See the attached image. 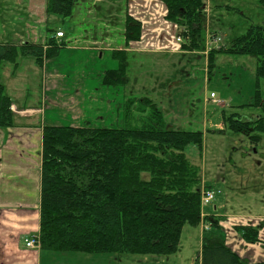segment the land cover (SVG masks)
I'll use <instances>...</instances> for the list:
<instances>
[{
    "label": "trees",
    "instance_id": "trees-1",
    "mask_svg": "<svg viewBox=\"0 0 264 264\" xmlns=\"http://www.w3.org/2000/svg\"><path fill=\"white\" fill-rule=\"evenodd\" d=\"M79 0H46L47 15L68 18ZM167 9L165 19L182 30V49H201L205 24L203 0H159ZM264 8V0H258ZM143 25L128 16L126 45L139 41ZM54 37L46 44L1 43L3 63L18 65L30 57L42 67L66 48ZM208 77L220 54L253 56L258 59L256 76L264 79V23L251 26L229 47L209 51ZM126 52L114 50L118 69L107 71L103 85L122 86L128 81ZM127 101V102H126ZM125 111L137 109L146 118L139 127H43L39 242L42 250L54 253L152 255L170 257L180 251L185 226L202 221L200 168L192 164L185 149L202 151L203 134L174 130L162 111L149 98H129ZM12 100L0 82V129L13 127ZM260 115L243 120L224 116L233 133L245 134L258 145L264 134V102L255 105ZM149 112V113H147ZM205 221L221 230L220 219ZM249 244L261 242L258 226H236ZM212 231V232H213ZM197 264H244L220 236L204 237ZM258 264H264V260Z\"/></svg>",
    "mask_w": 264,
    "mask_h": 264
},
{
    "label": "rangeland",
    "instance_id": "rangeland-1",
    "mask_svg": "<svg viewBox=\"0 0 264 264\" xmlns=\"http://www.w3.org/2000/svg\"><path fill=\"white\" fill-rule=\"evenodd\" d=\"M29 1L0 0V44L6 42L22 44L20 42L22 34L20 35L19 31H23L25 38L30 41L33 40L31 43L34 44H40L35 41L38 38L44 40L48 33L52 34L50 36L52 37L54 33L59 32V30L47 29L55 26L54 23L56 22L47 17H56V15H47L46 1L44 0H36L38 9H41V6L45 8V11L40 14L41 17H37L35 20L33 18L27 19L24 16L23 11H25ZM41 1H44L45 4ZM205 15L201 49L189 52L193 56L181 58L179 64L178 56L144 53L127 55L126 53V76L129 82L122 86L113 87L111 93L109 90H105L104 94L110 93V95L104 100L112 101L111 105H114L110 107V103L105 104L107 107L105 121L94 119L95 115H91L95 114L97 109L93 107L96 103L91 100L93 93H96L102 86V83H99L96 78L89 80L90 85L86 84L91 93L87 95L90 107L85 106L83 110L88 113L86 114L88 117L93 119L94 124L99 122L100 126L115 127L120 120L117 127H139L146 115L137 109L125 111L124 105L118 114L120 109L117 108V104H124V101L129 98H149L157 104L164 115L166 124L174 130L203 134L202 151L193 145H189L185 149V154L192 164L200 168L202 181L204 180L213 186V189L222 191L216 196L213 203L204 207L205 213H210L216 204L218 211L226 215L222 220L225 223L224 228L221 230L214 228L210 234L212 237L218 235L221 240L227 242L226 244L240 255L244 264H258L264 260V134L260 135L261 140L258 145H252L245 134L233 133L229 130L224 116L238 114L243 120H254L260 115V109L255 105L258 99L264 102V79H258L256 76L258 59L253 56L233 57L220 54L216 58V66L211 77H208L207 62L209 51L229 47L236 38L246 34L251 26H262L264 8L259 5L258 0H207ZM84 17L89 23L91 22V16L84 15ZM58 25L66 31L70 30L67 23H58ZM85 26L86 23L84 22L82 27ZM88 27L86 26V28ZM102 30L103 27L101 26L100 33L103 32ZM34 32L37 33V36L35 34L37 39L33 37ZM178 33L179 37H182V32L178 31ZM50 37L41 44H46ZM183 40L185 41L184 37ZM210 40L216 41L217 46L209 45ZM65 49L63 50L65 51ZM125 52L127 51L125 50ZM184 52L187 53L188 51ZM113 60L116 61L115 66L119 67L120 62L114 58ZM34 62L30 57H20L17 65L19 68L14 78L12 72L16 70V67L10 63H3L0 71V82L7 87L6 94L19 98L24 92V94L28 93L29 104L38 106L44 98V82L42 70L39 67L36 68ZM52 62L55 61L50 63ZM61 62L63 63L62 72L73 74L67 79L66 84L69 89L74 86L76 80L82 82L77 74H81L83 69L88 71L92 68L111 67V64L107 63L104 58L99 60L100 65L97 67L90 65L87 67L88 65H84L82 57L77 53L62 57ZM177 66H180L179 72L186 71L185 68L188 71L185 74H177L179 73L175 70ZM189 71L191 72L190 77ZM137 80L139 83L136 85ZM169 80L175 83V86L170 84L172 86L170 89L173 88V90L164 94L163 90L157 89L159 83L167 82L166 84H168ZM148 84L151 86L148 87ZM103 87L109 89L108 86L104 85ZM149 88L151 89L149 90ZM68 91L72 92V90ZM211 94L215 95L216 101L219 103L214 102ZM58 107L60 106L58 105ZM59 109L54 111L48 108L44 119L54 118L53 122L66 126L70 120L74 119L73 113ZM103 114L104 112H102ZM42 120V115L30 119L35 125ZM31 158H34L33 154H31ZM14 160L16 161V163L12 162L14 179L33 182L34 175L30 174L29 171L28 175H25V179L18 178L15 172L20 171L19 162H22V159ZM3 167L4 172L1 177L6 179V169ZM24 168V172L26 169L32 170L26 166ZM202 181L201 187L204 190ZM205 218L204 224L206 226L209 222L205 221ZM254 224H258L263 231L260 236L261 242H259L261 248H246L242 233L234 231L232 225L256 226ZM202 229L203 234L201 235V224L198 227L185 226L180 251L170 257L127 255L118 259L105 254L68 252V254H57L52 262H58L56 264L60 262L66 264H196L201 253L202 239L208 233L204 232V226ZM20 239L25 246L28 239H25V235H20L17 239L19 243ZM258 249L261 252H258ZM86 256L93 258L81 260L82 257Z\"/></svg>",
    "mask_w": 264,
    "mask_h": 264
},
{
    "label": "crops",
    "instance_id": "crops-1",
    "mask_svg": "<svg viewBox=\"0 0 264 264\" xmlns=\"http://www.w3.org/2000/svg\"><path fill=\"white\" fill-rule=\"evenodd\" d=\"M44 1L41 2L45 4ZM203 3L207 4V0H203ZM44 11V7L41 6V9L36 7V0H30L23 14L27 19L33 18L36 20L37 17H41L40 14ZM166 14V6L159 0H79L75 4L73 13L70 17L64 18L61 16L58 17L57 15L56 17H47L49 20L56 21L54 23L55 26H51L47 29L51 31L59 30L64 33V38L58 39V41L65 42L67 45L66 49L60 52L58 58L45 61L42 67H39L37 64L35 65L36 68L39 67L42 70L44 82V98L38 106L29 104V98L27 97L28 93L24 94V92L19 98L8 94L13 103L14 126L0 129V177L3 176L4 172L2 166H4L3 169H6L5 173L7 175L6 179L4 177L0 178V264H56L58 262H52V260L55 259L57 254H68V252L54 253L42 250L41 247L29 249L26 247V241L24 246L22 239H20V243L17 240L20 235H25V239L29 240L33 237H37L40 232L43 127L46 125H64L53 122L54 118H49V120H47V118L44 119V116L48 108L54 111L60 108V111H71L73 113L74 119L70 120L66 126L84 127L89 125L91 127L119 128L117 126L120 120H118L115 127L106 125L100 126L99 122L94 124L93 119L86 115L88 113L83 109L85 106L90 107L87 101L89 100L87 95L91 94L86 84L90 85L89 80L93 78H96L99 83H102V86L100 84L101 87L97 92L93 90L96 93H93L91 100L96 103L93 107L97 109L95 114L91 115H95L94 119L105 121V111L107 108L105 104L110 103L111 105L112 101L110 102L108 100L107 102L104 99L110 95L113 87H109V89L104 88L103 78L107 71L118 69V67L115 66L116 61L113 60L112 54L114 50H126L127 55L130 53H144L178 56L179 64L181 58L192 55L182 50L181 44L177 42L179 35L178 31H181V29L175 24L167 21L165 19ZM84 15L91 16L90 23L86 20L87 18L85 19ZM128 16L134 17L143 25L141 39L131 42L129 46L126 45V25ZM75 18H78V20H75ZM84 22L86 26H89L88 28H86V26L82 27ZM58 23H67V27L70 28V30H64ZM101 26L103 27L102 33H100ZM19 33L20 35L22 34L21 43H31V41H33L25 38L23 31H19ZM35 34L37 36V33L34 32L33 37H35ZM51 35L52 34L49 33L46 34L44 40L35 37V39H37L35 42L41 44ZM75 53L82 57L85 63L84 65H88L87 67H89V65L97 67V65H100L99 60L102 58L107 60V63L111 64V67L106 68L104 66V68L101 69L92 68L90 70L88 69V71L83 69L81 74H77L82 82L76 80L74 86L69 89L66 84L67 79L73 74L62 72L63 63L61 60L62 57ZM51 61L55 62L50 63ZM179 67L180 66H177V69H175L176 72H179ZM18 68L19 66H16V70L12 72L13 78L16 77ZM185 70L188 71L186 68ZM186 71H181L177 74H185ZM188 75L189 77L191 76L190 71ZM138 83L139 81L137 80L136 85ZM166 83H159L157 86V89L163 90L164 94L169 90H173V88L170 89V87L175 86V83L171 80L168 81V84ZM170 84L172 86H170ZM149 86H151V84H148V87ZM150 89L151 88H149V90ZM68 90H72V92ZM105 90H109L110 93L108 95L104 94ZM58 105L60 107H58ZM122 105L123 104H117V108L120 109L118 114L122 111ZM113 106L111 105L110 107ZM102 112H104L103 115ZM39 115L43 116L42 122H39L37 125L33 124L30 119L33 117L37 118ZM28 118L29 120H27ZM31 154L34 155L33 159L31 158ZM19 158L22 159V162H19L20 171L15 173L18 178H24L26 174L28 175L29 171L30 174L34 175L33 182L14 179L12 162L16 163L14 159L18 161ZM24 166L32 170L26 169L24 172ZM202 185L203 187L213 188V186H210L204 180L202 181ZM213 209L214 210L210 213H205V209H203V215L205 217L220 219L221 227L224 228L225 223L222 220L226 215L218 211V206H216V204ZM254 225L259 227L258 224ZM232 226H234L233 230L236 231L235 227L239 225ZM212 231L213 230L208 231L205 236ZM260 231L263 232L261 228ZM202 234L203 229L201 226V235ZM203 240L204 239H202L201 242V251ZM244 245L246 248L260 247V243H245ZM258 252H261V250L258 249ZM105 255L118 259L122 258V256L114 254ZM92 256L82 257L81 260H90L93 258ZM200 257L201 253L198 260H200ZM59 264L66 263L60 262Z\"/></svg>",
    "mask_w": 264,
    "mask_h": 264
},
{
    "label": "built area",
    "instance_id": "built-area-1",
    "mask_svg": "<svg viewBox=\"0 0 264 264\" xmlns=\"http://www.w3.org/2000/svg\"><path fill=\"white\" fill-rule=\"evenodd\" d=\"M57 37H63V33H58L57 34ZM180 41V39H178V42ZM213 43H216V41H212ZM211 97L213 99H215V95L212 94ZM216 194H220L219 191L215 192L213 190H206L203 194V198H202V203L203 205H207L209 204L210 202H212L214 200V198L216 197ZM39 244V241L37 238H32L30 239L28 242H27V247L28 248H34L36 247L37 245Z\"/></svg>",
    "mask_w": 264,
    "mask_h": 264
}]
</instances>
